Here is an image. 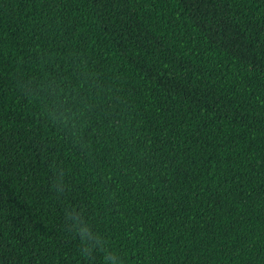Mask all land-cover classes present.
Listing matches in <instances>:
<instances>
[{"label": "trees", "instance_id": "obj_1", "mask_svg": "<svg viewBox=\"0 0 264 264\" xmlns=\"http://www.w3.org/2000/svg\"><path fill=\"white\" fill-rule=\"evenodd\" d=\"M46 75L87 155L16 87ZM65 206L122 264H264V0H0V264H102Z\"/></svg>", "mask_w": 264, "mask_h": 264}, {"label": "clouds", "instance_id": "obj_2", "mask_svg": "<svg viewBox=\"0 0 264 264\" xmlns=\"http://www.w3.org/2000/svg\"><path fill=\"white\" fill-rule=\"evenodd\" d=\"M16 87L29 102L39 104L41 118L71 147L84 155L91 151L87 133L91 130L88 121L95 111L94 103L81 101L77 93L67 92L60 80L50 75L39 79L21 77ZM50 187L58 199L68 192L69 184L62 168L54 169ZM64 229L78 239L79 256L83 260H91L100 253L102 264H122L121 257L109 247L104 234L92 228L80 209L65 206Z\"/></svg>", "mask_w": 264, "mask_h": 264}]
</instances>
